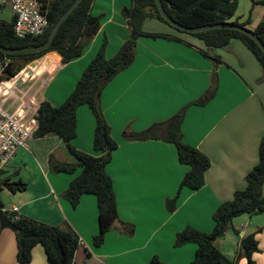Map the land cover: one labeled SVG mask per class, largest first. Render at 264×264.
Instances as JSON below:
<instances>
[{
  "label": "crops",
  "instance_id": "obj_1",
  "mask_svg": "<svg viewBox=\"0 0 264 264\" xmlns=\"http://www.w3.org/2000/svg\"><path fill=\"white\" fill-rule=\"evenodd\" d=\"M251 1L253 18L248 14L247 27L254 29L264 15V2ZM130 5L131 0H93L91 13L99 17L98 32L79 56L66 62L57 52L46 53L49 73L40 99L60 105L104 38L106 57L116 53L129 36L121 9ZM240 6L242 11L245 8L239 1L231 20L242 22L248 17L247 12L241 13ZM142 29L181 40L140 37L133 62L102 90L101 108L118 143L106 165L116 195L118 218L100 246L92 242L98 232L95 195L82 194L75 207L61 196L80 169L54 173L48 168L49 154L59 161H75L59 137H32L31 147L18 148L0 169V178H21L27 183L24 191L10 192L12 204L5 208L16 207L19 215L48 224H68L81 241L74 254L76 264H146L153 255L165 264H189L196 244L173 246L176 233L185 226L211 232L214 210L231 199L235 190L245 187V175L258 161V145L264 134V70L251 50L233 38L227 46L209 50L211 56H219L216 64L211 56L200 53L199 49H206V45L194 35L150 17L143 20ZM214 73L218 86L215 96L205 105L189 104L205 93ZM184 106L183 141L210 160L205 182L197 190L179 189L189 167L178 161L173 144L160 139L126 140L121 135L124 129L145 130ZM94 125L90 108L86 104L78 106L76 135L71 140L76 149L97 154L92 145ZM177 192L176 209L168 212L165 200ZM121 223L133 225V231L127 232ZM232 227L239 237L255 232L258 251L252 259L264 264V212L238 215L233 218ZM215 242L233 259L221 237ZM16 251L14 231L0 227V264H18ZM30 264H50L41 245L34 246ZM242 264H246V259Z\"/></svg>",
  "mask_w": 264,
  "mask_h": 264
},
{
  "label": "trees",
  "instance_id": "obj_2",
  "mask_svg": "<svg viewBox=\"0 0 264 264\" xmlns=\"http://www.w3.org/2000/svg\"><path fill=\"white\" fill-rule=\"evenodd\" d=\"M72 1L44 0L46 2L44 8L47 11L48 27L37 36H16L13 30V16L10 21H0V44L13 48L33 46L44 42L53 24ZM261 1L264 2V0ZM92 2L93 0H82L78 4L61 24L47 49L28 54H4L0 51V64H4L3 75L0 78L5 79L13 76L26 64L48 52H57L63 62L79 56L100 28L99 17L91 13ZM161 2L164 10L171 18L189 27L220 22H233L247 27L250 20L249 17L242 22H239L238 19L231 20L238 8L239 0H161ZM121 13L129 26V36L122 42L116 53L109 58L105 55L107 39L104 38L98 51L83 69L74 89L60 105H53L48 100L40 99V107L36 117L37 127L33 132L34 138L50 135L59 137L64 142L67 151L75 159L74 162L59 161L53 154H49L48 168L51 172L73 173L78 168L80 169V172L72 178L61 196L68 200L72 207H75L82 194L95 195L98 232L92 239L94 246L103 243L105 234L118 218L112 179L106 172V165L110 161L111 152L118 143L111 135V127L101 108L102 90L118 72L133 62L136 44L140 37H163L181 40L171 34L146 32L142 29V22L148 17L168 24L160 15L154 0H131V5L123 7ZM171 27L179 32L200 38L205 43L206 49H199V51L206 57L211 56L209 54L211 48H222L227 46L233 38L239 39L251 50L264 70V53L249 36L242 32L218 28L189 33ZM252 30L264 43V15ZM211 58L216 64L220 62L217 55H213ZM217 88V78L214 73L205 93L189 104L205 105L215 96ZM82 104H86L90 108L95 121L92 145L97 154L78 150L71 144V140L76 135V109ZM186 107L180 108L165 120L153 122L145 130L124 129L121 135L126 140L160 139L173 144L176 148L178 161L189 167L179 183V189L187 187L197 190L205 182V172L210 167V160L202 151L183 141L181 124ZM245 179V187L235 190L231 199L221 202L214 210L212 215L214 226L211 232H203L191 226H185L176 233L173 246L178 247L189 242L196 244L194 257L189 264H237L236 260L228 258L218 248L215 241L219 233H225L232 227L233 218L236 216L243 213L264 212V195L262 194L264 134L258 145V161L247 172ZM26 187L27 183L21 178H0V189L6 188L13 193L24 191ZM178 192L173 197L166 198L165 206L168 212H173L176 209ZM1 208H5V205L0 199ZM5 213L15 225L16 260L18 264H30L32 250L38 244L43 247L50 264H72L75 251L80 244V238L68 224L65 227L52 225L24 215H19L18 218L14 219V213L6 208ZM121 224L127 232L133 231V225ZM238 243V255L246 259V264H256L252 259V254L258 251L255 232L240 236ZM146 264L165 263L157 255H153Z\"/></svg>",
  "mask_w": 264,
  "mask_h": 264
},
{
  "label": "built area",
  "instance_id": "obj_3",
  "mask_svg": "<svg viewBox=\"0 0 264 264\" xmlns=\"http://www.w3.org/2000/svg\"><path fill=\"white\" fill-rule=\"evenodd\" d=\"M45 4L44 0H0V9L5 5L11 7L16 36H37L48 27ZM31 64H26L9 78H0V169L18 148H29L28 142L37 127L40 95L33 91L32 80L41 73H37V67ZM3 68L4 64H0V77ZM1 209L5 212V208ZM9 211L14 213V219L18 218L16 207ZM72 264L76 263L73 261Z\"/></svg>",
  "mask_w": 264,
  "mask_h": 264
},
{
  "label": "water",
  "instance_id": "obj_4",
  "mask_svg": "<svg viewBox=\"0 0 264 264\" xmlns=\"http://www.w3.org/2000/svg\"><path fill=\"white\" fill-rule=\"evenodd\" d=\"M82 0H73L72 3L65 9V11L58 17L56 22L53 24L47 38L44 42L33 45V46H25V47H5L0 44V51L4 54H28V53H35L40 52L48 47H50L57 31L59 30L61 24L64 22V20L72 13V11L78 6V4ZM155 4L157 6V9L160 13V15L167 21V23L173 27H176L177 29H180L182 31H186L189 33H197L201 31H206L210 29H218V28H226V29H232L239 32H242L249 36L261 49V51L264 53V43L260 40V38L256 35L255 32H253L252 29L241 26L239 24L233 23V22H220V23H213V24H205L200 26H194L189 27L185 26L183 24L178 23L173 18H171L166 11L163 8L161 0H154ZM0 227L4 228L7 227L13 231H15V225L12 223V221L8 218L6 213L0 209ZM224 235L223 232L218 234V237H222ZM215 239V238H214Z\"/></svg>",
  "mask_w": 264,
  "mask_h": 264
},
{
  "label": "rangeland",
  "instance_id": "obj_5",
  "mask_svg": "<svg viewBox=\"0 0 264 264\" xmlns=\"http://www.w3.org/2000/svg\"><path fill=\"white\" fill-rule=\"evenodd\" d=\"M239 1L245 7V8H243V11H242V7L240 6L241 13L247 12V16L249 17L248 14H250V19H252L253 18L252 17L253 16V11H252L251 6L253 7V2L251 0H239ZM11 18H12L11 7L9 5L2 6V8L0 9V21H10ZM45 56H46V54L43 55V56H41V57H39L38 59L32 61V64H31L32 67H37V69H36V72L37 73H41L40 76L37 74L35 76V78L32 80V88H33V91H35V93H37L38 96L40 95L41 89L43 88V86H44V84H45V82L47 80V74L49 73V71H48V64L49 63H48V61L45 60L46 59ZM28 73H29V71L27 72V74ZM28 147H31L30 140L28 142ZM10 198H11V196H10V191L9 190H7L6 188L0 189V199L2 200L3 204L5 206H7V207H9L12 204V203H10ZM221 239L224 242L227 243L228 247L230 248V250H231V252L233 254V257L232 258L234 260H236L237 264H239V262L241 260H243V261L245 260V258L243 256H239L238 255V250H239V243H238L239 242V233L236 232V231H234L233 227H230L224 233V235L221 237ZM242 262H241V264H242Z\"/></svg>",
  "mask_w": 264,
  "mask_h": 264
}]
</instances>
